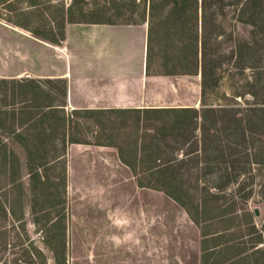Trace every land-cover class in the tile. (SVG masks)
<instances>
[{
    "label": "rangeland",
    "instance_id": "1",
    "mask_svg": "<svg viewBox=\"0 0 264 264\" xmlns=\"http://www.w3.org/2000/svg\"><path fill=\"white\" fill-rule=\"evenodd\" d=\"M145 2L0 0V19L19 15V20L34 33L51 37L53 32H59L64 18L139 20L146 13ZM199 4L200 37L198 43L190 44L186 50L195 52L199 47L201 58L204 51L215 61L218 89L230 94L232 83L244 88L247 81L255 80L258 72L264 81V0H206L205 10H202V0ZM243 40L250 42L251 50L241 58L238 54ZM7 89L6 85L0 86V95L6 96ZM62 89V84L55 88L60 93ZM249 89H243L244 98H235L231 105L242 110L237 114L246 126L253 115L249 108L264 107V87L258 97L250 95ZM35 94L42 106L40 103L36 106L35 102L19 106L44 111L47 102L41 100L39 93ZM219 101L216 93L209 94L210 104L220 106ZM9 110L12 107H6L1 99L0 115ZM170 116L151 113L139 125L133 115L115 119L86 113L79 116L80 120L55 118L42 120L48 123L43 125L38 124V117L30 120L27 130L22 129L14 137L8 134L11 131L7 128L13 129L15 125H7L6 119L7 126L0 129V264H264L261 253L264 249V164L257 163L264 159L260 156L255 159V147L248 142L251 146L247 152L253 159L247 164V171L218 190L215 186L221 173L202 174L205 166L214 163L215 156L213 152L195 148L209 146L207 141L203 142L200 128L193 133L197 137L191 141L185 140L192 134L190 130L187 133L176 130L177 133L169 135L168 132L165 137L159 129L162 118ZM258 118L251 126L264 123ZM198 120L200 125L201 119ZM253 128L263 134L264 140L262 126ZM67 135L93 145L80 147L88 159L80 163L74 160L69 165L68 158L63 156L70 148L63 144ZM148 145L161 153L162 162L171 159L179 165L181 162L188 165L180 174L187 180L189 195H214L216 198L208 199L209 209L215 213L222 212H217L218 208L228 209L230 214L221 220L205 218L202 222L207 215L200 213L201 223L196 224L164 192L139 187L131 168L119 160L120 152L127 161L140 165L145 159L141 148ZM238 148L242 150L243 146ZM13 154L21 169L28 173L30 169V174L24 171L22 175L19 171L18 175L13 174ZM27 156L32 164L24 166ZM235 158H242L244 162L240 154ZM148 163H156L155 155ZM148 174L147 171L140 173L142 177ZM18 185L20 191L15 189ZM255 208L259 209V215ZM198 211L204 212L203 202ZM248 213L251 220L246 218ZM204 233H216V241L211 237L205 239Z\"/></svg>",
    "mask_w": 264,
    "mask_h": 264
},
{
    "label": "crops",
    "instance_id": "2",
    "mask_svg": "<svg viewBox=\"0 0 264 264\" xmlns=\"http://www.w3.org/2000/svg\"><path fill=\"white\" fill-rule=\"evenodd\" d=\"M145 5L146 13L136 21L64 18L59 32H53L51 37L34 33L19 20V15L0 19V86L8 88L0 100L13 109L1 112L0 129L13 123L14 128L7 129L14 137L38 117V124L43 125L48 123L42 120L55 118L80 120L79 116L86 113L115 119L133 115L134 119L144 120L148 114L163 109H200L201 50L195 48L197 66L196 62L195 67L177 63L176 48L186 52L191 43L189 27L181 26V21H167L159 11L153 13L151 0H146ZM201 28L198 18L194 27L198 37ZM59 84L62 93L55 90ZM35 93L47 102L44 111L19 106L32 102L42 106ZM63 144L70 147L63 153L70 166L74 160L80 163L88 159L81 146H93L70 139L69 135ZM13 158V174L19 171L22 175L25 170L15 154ZM119 160L127 166L121 154ZM31 164L27 156L24 166ZM28 171L25 173L30 174ZM15 189L20 191V185Z\"/></svg>",
    "mask_w": 264,
    "mask_h": 264
},
{
    "label": "trees",
    "instance_id": "3",
    "mask_svg": "<svg viewBox=\"0 0 264 264\" xmlns=\"http://www.w3.org/2000/svg\"><path fill=\"white\" fill-rule=\"evenodd\" d=\"M252 1V0H249ZM205 2L206 0H202V10H205ZM199 0H151V10L153 13L155 11H159V13L165 17V19L172 21H181V26H188L190 29V41L192 43L198 42V35L194 31L195 21L198 19V10H199ZM246 12V11H245ZM205 21V20H204ZM249 22V20H247ZM244 20V22L248 23ZM206 22V21H205ZM170 25H177L176 23H170ZM192 25V26H191ZM194 25V26H193ZM193 28V30H191ZM181 39V38H178ZM188 47V46H187ZM186 47V48H187ZM206 47V46H205ZM182 48H179L177 51V63L185 62V65L196 66L198 63L197 53L195 55L194 51L186 52L181 51ZM251 50L250 42L243 40L240 44V53L239 57H246L247 53ZM235 51H233V55ZM215 61L207 56V53L203 51L201 58V106L202 108H174V109H163L157 111L156 113H164L171 115L167 119L162 118V126L159 131L165 136L169 134L177 133L176 130H181V133H187L189 130L192 132L190 137L185 140L191 141L197 137V135H193V133L200 128L202 140L204 142L207 141L209 146H195V148H199L201 152H213V156H215L214 163L212 165H207L203 168L202 174H214L215 172H220V178L218 184L215 186L218 190L224 189L227 185L231 184V182L240 178L247 171V164L251 162L252 156L250 152H247L248 142H252V146L254 149L255 159H258L260 156L264 159V140L263 134L255 131L253 127H260L264 129V123H260V126H256L255 124L257 118L264 121V107H252L249 108V111L253 113L251 118L249 119L248 126L242 124L243 118L239 117V112L242 113V110L239 108H234L231 106L234 103L235 98H244L243 89L246 87H250L249 94L252 96L258 97V93L263 89L264 83L261 72H258V76L255 77V80L246 83V86L243 88L236 83H232L231 92L227 94L225 91L221 92L218 88L220 83L215 71ZM244 71V67H241ZM257 69V67H256ZM216 93V97L220 100L218 105L214 106L209 103V94ZM222 105V106H221ZM155 113V112H154ZM238 113V114H237ZM201 119V123L199 125V120ZM136 124L139 125L141 121L140 118L134 119ZM221 127V128H219ZM223 132L220 134V132ZM264 133V132H263ZM238 136V137H237ZM166 137V136H165ZM236 137V138H235ZM237 138L238 142H237ZM260 138V139H259ZM262 140V141H261ZM260 141V142H258ZM206 143V142H205ZM143 146L141 148L142 153H144L145 159L140 165L135 162L127 161L123 158V152L121 150V155L123 158V162L127 164L133 171L134 175L137 177V184L139 187H145L154 189L160 192H164L169 197L173 198L179 205H181L188 215L191 217L194 223H201V219H199L200 213L202 216H206L202 218V222L205 221V218L208 220H214L219 218L220 220L225 218L226 215L230 214L229 210H223L222 208H218V211H222L219 213H215L214 210L209 209V201L210 198H216L214 195H206L203 197H199L198 195H189V191L185 184H187V180L183 179L180 172L181 169L187 167L188 165H184L181 162V165L177 164V162L169 161L162 162L160 156V152H155V150L151 147ZM237 146H243L242 150L237 149ZM205 147V148H204ZM159 146H157V150ZM152 151V153H151ZM236 154H240L241 157L244 158V162H241V159L235 158ZM133 155V153H132ZM155 155L156 163L151 164L148 163L149 159ZM244 155V156H242ZM155 161V160H154ZM222 162V164H220ZM264 164V160L261 162H257ZM185 166V167H184ZM223 166V167H220ZM204 170H206L204 172ZM147 171L149 174L146 177H142L140 175L141 172ZM201 174V175H202ZM198 179L200 178V176ZM195 190H199V187H195ZM203 202L204 212H199V206H201ZM228 210V211H227ZM212 212V213H210ZM212 214V216H208ZM247 219H250L249 213L247 214ZM224 221H230V219H226ZM248 221V220H247ZM230 226V225H229ZM227 230H229V227ZM216 234V233H215ZM211 235L208 233H204L205 239L207 237H211V239H217L216 235ZM211 235V236H210ZM216 241V240H215ZM205 246V250H206ZM261 253L264 254V249L261 250Z\"/></svg>",
    "mask_w": 264,
    "mask_h": 264
},
{
    "label": "water",
    "instance_id": "4",
    "mask_svg": "<svg viewBox=\"0 0 264 264\" xmlns=\"http://www.w3.org/2000/svg\"><path fill=\"white\" fill-rule=\"evenodd\" d=\"M255 213H256V215H259V209L258 208H255Z\"/></svg>",
    "mask_w": 264,
    "mask_h": 264
}]
</instances>
